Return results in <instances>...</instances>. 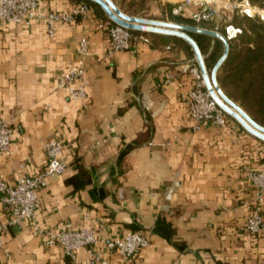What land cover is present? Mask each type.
I'll return each mask as SVG.
<instances>
[{
	"label": "crops",
	"instance_id": "1",
	"mask_svg": "<svg viewBox=\"0 0 264 264\" xmlns=\"http://www.w3.org/2000/svg\"><path fill=\"white\" fill-rule=\"evenodd\" d=\"M76 3L40 0V9L69 11ZM101 20L90 6L85 19L55 25L52 37L38 20L0 30V119L12 129V155L0 154V179L12 184L19 174L37 175L45 143L56 140L67 166L38 190L39 224L59 231L67 222L96 228L103 221L104 239L137 231L149 242L130 260L105 252L98 264H264V233L245 229L257 195L248 172L264 169V142L233 119L193 131L183 101L192 77L180 74L193 62L190 46L145 33L149 44L106 56ZM82 38L90 51L86 101H68L52 88ZM6 218L0 204V222ZM2 240L0 264L63 260L62 249L46 247L28 221ZM87 253L80 249L77 257Z\"/></svg>",
	"mask_w": 264,
	"mask_h": 264
},
{
	"label": "built area",
	"instance_id": "2",
	"mask_svg": "<svg viewBox=\"0 0 264 264\" xmlns=\"http://www.w3.org/2000/svg\"><path fill=\"white\" fill-rule=\"evenodd\" d=\"M264 9L253 5L250 0H178L165 14V21L175 22L172 19L180 16L189 18L198 28L202 25H213V29L220 30L228 40L236 38L242 30L230 24V20L223 17V13L233 16L257 18L264 23L261 14ZM90 14V6L85 2H78L69 11L44 12L40 9V0H0V30L6 25L28 27L33 21H44L47 34L54 35L57 24H72L79 19H85ZM97 29L105 32L109 41L106 56L129 50L135 42L149 44V39L143 32L129 30L113 23L109 18L97 23ZM90 56L89 40L80 39L76 50V58L67 63L65 72L57 80L52 92L64 91L68 101L85 102L87 81L85 78V59ZM181 75H190L192 85L183 101L188 112L189 121L193 131L201 129L204 123L217 127L227 126L230 117L221 110L205 89L202 75L196 63L184 64L180 69ZM173 79L168 75L166 82ZM179 86L182 83L178 84ZM12 129L9 123L0 119V154L10 157L12 155ZM101 145L96 142L94 147ZM46 162L37 175L29 176L19 174L14 183L8 184L0 179V204L7 214L6 220L0 222V248L3 246L2 237L11 228H20L26 221L31 223L33 232L43 241L46 247L58 245L62 249L63 260L60 264H98L102 253H117L122 260L127 261L145 249L149 242L147 238L137 231H129L115 239H104L101 232L104 222L100 221L96 228L78 226L67 222L59 231H52L41 226L37 220V210L40 206L38 190L46 186L50 177L62 175L67 163L62 157V145L51 140L44 145ZM248 179L257 190L245 220V229L252 236L264 233V169L249 170ZM100 247H97V245ZM88 249L83 259L77 257L80 249Z\"/></svg>",
	"mask_w": 264,
	"mask_h": 264
},
{
	"label": "trees",
	"instance_id": "3",
	"mask_svg": "<svg viewBox=\"0 0 264 264\" xmlns=\"http://www.w3.org/2000/svg\"><path fill=\"white\" fill-rule=\"evenodd\" d=\"M76 1L87 3L93 7L99 17L107 18L95 3L87 0ZM250 2L264 9V0H250ZM121 5V10L125 14L137 15L134 10L138 5L136 0H121ZM140 5H143V0ZM261 13L264 14V12ZM172 20L180 24L195 25L184 16ZM229 22L239 27L242 32L236 38L228 41L229 52L217 72V83L230 100L237 103L253 121L264 127V23L257 18L236 15ZM202 27L214 28L213 25H202ZM190 36L205 57V66L210 71L222 55V43L205 35L191 33ZM211 41H214V45L210 49Z\"/></svg>",
	"mask_w": 264,
	"mask_h": 264
},
{
	"label": "water",
	"instance_id": "4",
	"mask_svg": "<svg viewBox=\"0 0 264 264\" xmlns=\"http://www.w3.org/2000/svg\"><path fill=\"white\" fill-rule=\"evenodd\" d=\"M95 3L113 23L136 32L162 34L173 36L185 41L193 52L194 59L204 81L205 89L223 112L233 119L242 129L253 137L264 142V127L253 121L250 116L235 102L230 100L219 87L216 75L226 60L229 52V42L220 30L198 28L177 22H167L148 18L129 16L123 13L112 0H87ZM191 33L205 35L219 40L223 45V52L210 71L207 70L204 57Z\"/></svg>",
	"mask_w": 264,
	"mask_h": 264
},
{
	"label": "rangeland",
	"instance_id": "5",
	"mask_svg": "<svg viewBox=\"0 0 264 264\" xmlns=\"http://www.w3.org/2000/svg\"><path fill=\"white\" fill-rule=\"evenodd\" d=\"M112 1L121 10V6H122L121 0H112ZM136 1L138 5H136L134 9L135 12H137V15L135 17L148 18V19L149 18L165 19V14L169 12L170 7L178 0H174V1L173 0H143V5H140L141 0H136ZM222 15L227 20H231L233 18V15L229 13H223Z\"/></svg>",
	"mask_w": 264,
	"mask_h": 264
},
{
	"label": "bare ground",
	"instance_id": "6",
	"mask_svg": "<svg viewBox=\"0 0 264 264\" xmlns=\"http://www.w3.org/2000/svg\"><path fill=\"white\" fill-rule=\"evenodd\" d=\"M262 14V13H261ZM262 15H264V14H262Z\"/></svg>",
	"mask_w": 264,
	"mask_h": 264
}]
</instances>
